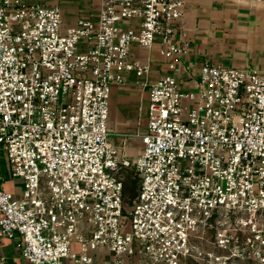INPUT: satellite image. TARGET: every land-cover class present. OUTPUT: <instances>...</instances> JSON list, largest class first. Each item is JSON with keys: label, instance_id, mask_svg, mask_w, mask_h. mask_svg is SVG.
Returning <instances> with one entry per match:
<instances>
[{"label": "built area", "instance_id": "2783aa9c", "mask_svg": "<svg viewBox=\"0 0 264 264\" xmlns=\"http://www.w3.org/2000/svg\"><path fill=\"white\" fill-rule=\"evenodd\" d=\"M96 1L97 21L63 29L58 5L0 0V238L30 264H264V71L206 61L193 89L151 83L131 159L112 87L150 72L133 44L187 52L186 0Z\"/></svg>", "mask_w": 264, "mask_h": 264}, {"label": "crops", "instance_id": "0c3cea01", "mask_svg": "<svg viewBox=\"0 0 264 264\" xmlns=\"http://www.w3.org/2000/svg\"><path fill=\"white\" fill-rule=\"evenodd\" d=\"M28 4L58 5L62 10V28L76 26L81 20L97 21L101 3L96 0H22ZM186 37L187 52L166 59L160 53V41L151 48L131 46V59L150 65L147 76L139 78L124 71L125 82L114 84L110 99V141L131 159L138 157L143 143L139 136L147 130L149 85L159 78L175 76L182 89H193L202 65L213 64L264 71V1L258 0H186L185 14L179 22ZM174 63L171 69L169 65ZM144 82L148 83L144 86ZM1 248V247H0ZM7 264H24L20 252L7 258ZM105 260L111 255L105 253ZM26 264V263H25Z\"/></svg>", "mask_w": 264, "mask_h": 264}, {"label": "rangeland", "instance_id": "374dc122", "mask_svg": "<svg viewBox=\"0 0 264 264\" xmlns=\"http://www.w3.org/2000/svg\"><path fill=\"white\" fill-rule=\"evenodd\" d=\"M1 164L5 163L7 166V169H9V162L7 157L3 156L1 159ZM128 173H126V187H127V199H133L136 194H137V189H138V180L136 178V175L134 174V172L132 170H128ZM10 191H14V189L12 188V186L9 185V187H7ZM16 192L20 193L21 192V187L18 185L16 186ZM0 247L2 248V252L3 254L7 257V258H12L15 255H17V253L20 252V249L17 246V240L16 239H10L8 237H2L0 238ZM0 248V250H1ZM26 264H30L28 262H25ZM24 263V264H25Z\"/></svg>", "mask_w": 264, "mask_h": 264}]
</instances>
